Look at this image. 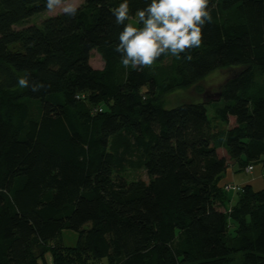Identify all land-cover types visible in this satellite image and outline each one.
<instances>
[{"label":"trees","instance_id":"1","mask_svg":"<svg viewBox=\"0 0 264 264\" xmlns=\"http://www.w3.org/2000/svg\"><path fill=\"white\" fill-rule=\"evenodd\" d=\"M120 2L15 30L47 0H0V264H264V182L221 185L230 165L264 175V0H209L199 47L136 69L115 51ZM148 3L129 0L125 23ZM229 67L217 135L204 103L164 107ZM133 154L147 184L116 177Z\"/></svg>","mask_w":264,"mask_h":264},{"label":"clouds","instance_id":"2","mask_svg":"<svg viewBox=\"0 0 264 264\" xmlns=\"http://www.w3.org/2000/svg\"><path fill=\"white\" fill-rule=\"evenodd\" d=\"M58 0H47L51 9ZM209 0H149V3L136 12L140 27L125 23L129 19V0L121 2L112 9L117 24L123 25L118 35L115 51L121 54L120 62L126 68L152 65L162 54L179 58L187 48L199 47L201 29L211 22L207 8ZM65 12L74 14L73 7ZM185 59L190 60L191 56ZM21 86L27 81L19 80Z\"/></svg>","mask_w":264,"mask_h":264},{"label":"rangeland","instance_id":"3","mask_svg":"<svg viewBox=\"0 0 264 264\" xmlns=\"http://www.w3.org/2000/svg\"><path fill=\"white\" fill-rule=\"evenodd\" d=\"M84 0H65L62 3H59L55 5L53 8H51L48 11L39 13L37 15H34L27 19L26 21L22 22L21 24L14 26L15 30H19L21 28H25L31 25L39 26L43 20L49 17L56 16L58 14H61L64 11L66 7H73L77 8L83 4ZM130 23H132L134 26L140 27L137 17L130 20ZM17 49L18 45L14 44L11 46V49ZM89 64L94 69H100L102 68L103 64L100 59V57L95 53L92 52L89 60ZM234 67L224 68L220 70H216L209 74L207 77H205L201 83H199L195 88H192L188 91L185 90H177L171 95H168L164 99V107L165 108H173L183 102L190 101L193 103H204L205 108L207 110V116L208 119L211 122V126L213 129V133L217 135L222 131L225 126L218 123L214 118V110L213 105L217 104L215 93L217 92V89L219 85H221L229 76L230 71L235 70ZM233 124V119L230 120V124ZM223 150L218 149V153L220 155L223 154ZM130 164L137 165V167H127L123 172L116 173V177L122 181H124L126 184L130 183H141V184H147L148 178L145 174V171L142 167H140V160L139 155L133 154L131 159L129 160ZM237 167H234V172L232 175L234 176L233 185L235 184H246L249 182H252L257 176L260 177L264 181V175L258 174L259 169L254 168L252 172H245V171H237ZM225 177V175H224ZM260 182H258L255 185H252L254 190H259ZM263 186V182H262ZM262 188V187H261ZM235 201V198H233V202ZM89 225H86V228H88ZM232 229L233 227L230 226ZM62 243L66 247H72L75 245L77 240V234L69 231L64 230L61 233Z\"/></svg>","mask_w":264,"mask_h":264},{"label":"crops","instance_id":"4","mask_svg":"<svg viewBox=\"0 0 264 264\" xmlns=\"http://www.w3.org/2000/svg\"><path fill=\"white\" fill-rule=\"evenodd\" d=\"M231 120V119H230ZM223 152V151H222ZM223 154H224V152H223ZM222 154V155H223ZM233 173H235L234 172V166L233 165H230V167H228V169L226 170V172H225V177H223V179H222V182H221V185H225V184H232L233 183V181H234V176L232 175ZM258 174H262L261 173V170H259V173ZM258 182H260V188L262 187V182H264L260 177H256L252 182H249V183H246V184H240V185H238V184H235V185H238V186H244V185H250V186H252V185H255V184H257ZM259 188V189H260ZM232 193V195L234 194V192H232V191H230V194ZM233 196H235V195H233ZM234 198V197H233ZM233 203V202H232ZM60 240H61V243H62V238H61V235H60ZM77 241V240H76ZM62 245H63V243H62ZM75 245H76V243H75ZM74 245V246H75ZM64 246V245H63ZM64 247H66V246H64ZM73 247V246H72ZM36 264H53V259H52V256H51V254L50 253H46L45 255H44V257L43 258H41V259H38L37 261H36Z\"/></svg>","mask_w":264,"mask_h":264},{"label":"built area","instance_id":"5","mask_svg":"<svg viewBox=\"0 0 264 264\" xmlns=\"http://www.w3.org/2000/svg\"><path fill=\"white\" fill-rule=\"evenodd\" d=\"M252 171H253V168L251 166L247 167L246 172H252ZM224 190L227 192H230V191H238L239 189L230 184H227L224 186Z\"/></svg>","mask_w":264,"mask_h":264}]
</instances>
